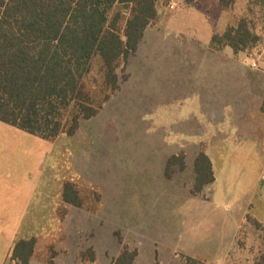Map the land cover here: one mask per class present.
<instances>
[{
    "label": "rangeland",
    "instance_id": "1",
    "mask_svg": "<svg viewBox=\"0 0 264 264\" xmlns=\"http://www.w3.org/2000/svg\"><path fill=\"white\" fill-rule=\"evenodd\" d=\"M247 5L157 0L156 20L118 66V89L104 104L103 66L93 58L84 88L100 108L79 117L72 136L79 114H62L17 239L36 242L29 264H113L125 249L136 252L132 264H264V181L253 188L254 149L264 157V46L236 55L210 46L239 19L256 23ZM199 152L216 182L192 196ZM180 153L186 167L167 179L166 161ZM66 183L81 206L63 202Z\"/></svg>",
    "mask_w": 264,
    "mask_h": 264
},
{
    "label": "trees",
    "instance_id": "2",
    "mask_svg": "<svg viewBox=\"0 0 264 264\" xmlns=\"http://www.w3.org/2000/svg\"><path fill=\"white\" fill-rule=\"evenodd\" d=\"M192 5L197 0H182ZM236 0H218L229 8ZM253 22L239 19L221 34H214L210 46L216 51L228 47L236 55L256 49L263 42L264 0H246ZM157 0H0V122L27 134L51 141L63 133L61 117L72 108L77 115L67 134L79 128V117L93 118L100 107L89 104L84 80L91 62L98 57L103 66V84L109 94L118 89L117 68L134 56L148 27L156 20ZM116 7L128 9L127 18ZM261 23V31L256 26ZM122 23L123 36L119 34ZM124 69V68H123ZM125 79V78H124ZM264 113V105L261 108ZM182 153L166 161L165 176L185 169ZM191 195L198 196L213 184L215 176L209 157L199 152L192 163ZM63 202L81 206L74 186L63 187ZM249 218V217H248ZM34 239L17 241L9 257L12 264H29ZM135 251L127 249L113 264H132ZM186 264H197L188 258Z\"/></svg>",
    "mask_w": 264,
    "mask_h": 264
},
{
    "label": "crops",
    "instance_id": "3",
    "mask_svg": "<svg viewBox=\"0 0 264 264\" xmlns=\"http://www.w3.org/2000/svg\"><path fill=\"white\" fill-rule=\"evenodd\" d=\"M257 30L261 31V28ZM261 33L263 42L257 48L264 46V30ZM259 82H263L262 79ZM246 93L244 95L247 97L253 95ZM259 97L262 105L257 107L264 105V95ZM51 148L50 141L42 140L0 122V264L7 263L11 250L17 242L41 182V165ZM252 148H255L253 144ZM254 150V170L258 169L259 174L253 188L257 187L262 180L264 181V157L262 155L258 157V150ZM212 167L215 176L213 183H215L213 163Z\"/></svg>",
    "mask_w": 264,
    "mask_h": 264
}]
</instances>
